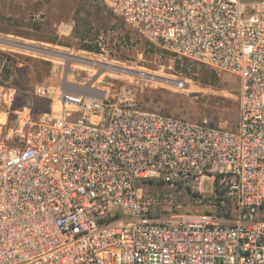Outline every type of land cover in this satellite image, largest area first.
Here are the masks:
<instances>
[{
	"label": "built area",
	"instance_id": "1",
	"mask_svg": "<svg viewBox=\"0 0 264 264\" xmlns=\"http://www.w3.org/2000/svg\"><path fill=\"white\" fill-rule=\"evenodd\" d=\"M140 38L239 82L234 127L0 84V264H264V0H102ZM210 181V190L204 189Z\"/></svg>",
	"mask_w": 264,
	"mask_h": 264
},
{
	"label": "rangeland",
	"instance_id": "2",
	"mask_svg": "<svg viewBox=\"0 0 264 264\" xmlns=\"http://www.w3.org/2000/svg\"><path fill=\"white\" fill-rule=\"evenodd\" d=\"M0 36L55 53L0 45V84L17 87L16 103L30 104L36 112L47 110L59 90L116 96L124 87L150 110L226 127L237 122V78L150 44L102 0H0ZM89 43L100 50H84ZM37 85L49 88L51 99L36 97ZM210 188L205 182L204 189Z\"/></svg>",
	"mask_w": 264,
	"mask_h": 264
},
{
	"label": "water",
	"instance_id": "3",
	"mask_svg": "<svg viewBox=\"0 0 264 264\" xmlns=\"http://www.w3.org/2000/svg\"><path fill=\"white\" fill-rule=\"evenodd\" d=\"M0 45L9 46L13 48H19L23 50H29L32 52H37V53H42V54H47V55H55V53L48 51L46 49L40 48L38 46L26 44L24 42H19L15 40H10V39H7L1 36H0Z\"/></svg>",
	"mask_w": 264,
	"mask_h": 264
},
{
	"label": "trees",
	"instance_id": "4",
	"mask_svg": "<svg viewBox=\"0 0 264 264\" xmlns=\"http://www.w3.org/2000/svg\"><path fill=\"white\" fill-rule=\"evenodd\" d=\"M13 33L16 34V35L24 36V37H26L28 35H31L30 37H35V35L29 34L27 32H13ZM51 42H53V40ZM53 43H55V42H53ZM82 47H83L84 50L91 51V52H98L100 50V47L98 46V44L89 43V44H84ZM3 55H4L3 52H0V57H2ZM208 77L213 79V80H215V75L214 74H210V76H208ZM163 112L164 113H168V112H165V111H163Z\"/></svg>",
	"mask_w": 264,
	"mask_h": 264
},
{
	"label": "bare ground",
	"instance_id": "5",
	"mask_svg": "<svg viewBox=\"0 0 264 264\" xmlns=\"http://www.w3.org/2000/svg\"><path fill=\"white\" fill-rule=\"evenodd\" d=\"M91 63V62H90ZM94 63V62H93ZM105 68V67H104ZM111 68V67H110ZM136 75L137 76H144V74L143 73H140V72H138V73H136Z\"/></svg>",
	"mask_w": 264,
	"mask_h": 264
}]
</instances>
